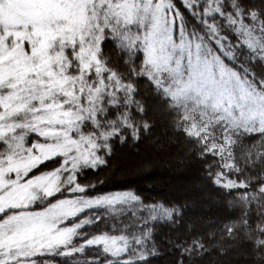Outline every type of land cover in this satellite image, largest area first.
Listing matches in <instances>:
<instances>
[{"label": "snow or ice", "instance_id": "snow-or-ice-1", "mask_svg": "<svg viewBox=\"0 0 264 264\" xmlns=\"http://www.w3.org/2000/svg\"><path fill=\"white\" fill-rule=\"evenodd\" d=\"M158 123L218 231L187 198L104 190ZM165 255L264 264V0H0V264Z\"/></svg>", "mask_w": 264, "mask_h": 264}, {"label": "trees", "instance_id": "trees-1", "mask_svg": "<svg viewBox=\"0 0 264 264\" xmlns=\"http://www.w3.org/2000/svg\"><path fill=\"white\" fill-rule=\"evenodd\" d=\"M171 135L170 130H167L163 123H158L157 126L152 130V132L150 134H148L147 136H142V138L136 142L133 143L131 140H129L127 143L125 144H119L117 143L116 147H115V154L118 153V155L116 156V158L113 159L112 163L114 164H124L125 161L123 159V157H121L122 155H120L121 153L126 152L127 150H125V147L128 148H132V147H140V149H142L143 152V156L147 157L148 155H151V152H154V149L151 147V145L149 144V142L151 141V137L153 136L154 139L157 136H162L164 137V140L167 142L168 137ZM120 149V150H119ZM130 153V152H129ZM183 152H180L177 149H175V147L170 144L168 147L165 148V150L160 154V155H154L153 157L157 159V157L160 158L165 161H168L169 163H172L176 165L175 162V158L176 156L180 155ZM157 156V157H156ZM181 156H183V163L182 166H184V172L182 173L181 177L188 179V180H194L196 182H198L199 177L202 175L201 171H200V164L190 158V157H186L184 154H181ZM159 161V160H158ZM105 172H107L108 170H104ZM165 171L164 170H158L156 168L151 169L147 175H139V176H134L132 178H126L123 180H119L116 177H113L112 180H110L108 182V185L105 186L104 190H113L114 188H118L121 187L123 185H127L128 187H132L134 189L138 190L139 194H142L143 196H145V189L143 188V184L147 181H157L159 183L164 181V177H165ZM193 182L190 181L188 184H186V187H191V184ZM197 185V183H196ZM178 188H173L172 190H169L167 192V197H175V198H179V194H180V190H178ZM187 190H190L189 188H186ZM195 193V192H194ZM195 195V194H194ZM164 196H159V195H153L151 197L148 198H155V199H160ZM196 197V196H194ZM189 200V207L187 210V216L189 218H200L204 223L201 225L202 230L205 233H211L213 231H218L219 228L223 227V225L225 224V222L227 221L228 217V212L225 210V208L222 206V204H220L219 208H213V211L211 212L210 218L208 217L207 219H205V216H201V210H197V207H200L199 201L201 199H199V197H197V206L194 205V207L192 206L194 203L190 198H187ZM181 202H184V199H181ZM206 206V205H205ZM205 219V220H204ZM164 231H167V229H164ZM212 243H216L215 241H213ZM163 248H166L167 245H162ZM171 259V256L169 255H165L160 257L157 261L154 262V264H168V261ZM212 257H207L206 260H211ZM233 264H245L243 258H240L238 260H234Z\"/></svg>", "mask_w": 264, "mask_h": 264}, {"label": "rangeland", "instance_id": "rangeland-1", "mask_svg": "<svg viewBox=\"0 0 264 264\" xmlns=\"http://www.w3.org/2000/svg\"><path fill=\"white\" fill-rule=\"evenodd\" d=\"M151 137V141L149 144L151 147L154 149V152H151V155H148L147 157L143 156L142 149L140 147H132L128 148L125 147V150H127L124 153H121V157H123L125 163L124 164H118L120 166V171H118L115 175V177L119 180H123L126 178H132L134 176H139V175H147L148 172L156 168L158 170H164L165 172V177L164 181L159 183L157 181H147L143 184V188L145 189V197H151L153 195H159V196H164L167 197V192L169 190H172L173 188H178L180 190L179 194V199H185V198H190L192 201H195L194 204L192 205L194 207L197 206V197L200 199V192L197 190V185L196 181L188 180L185 178H182L181 175L184 172V166H182L183 163V156L180 155L176 156L175 158V163H169L168 161H165L164 159L162 160L159 156L154 158L153 156L160 155L166 147L170 145V143L164 140V137L162 136H157L155 139L153 136ZM157 140L159 141L157 143ZM177 149V147H175ZM120 150V149H119ZM130 152V153H129ZM116 155H114V158H116ZM159 160V161H158ZM142 161H149L150 166L144 169L139 168V165L141 164ZM190 181L193 183L191 184V187H186V184H188ZM186 188H189L190 190H187ZM195 192V193H194ZM195 194V195H194ZM196 196V197H194ZM200 207H197V210H201V216H205L207 219L208 217L210 218L211 212L213 211V208H219L220 203H215V202H204L202 199L199 201ZM206 205V206H205ZM208 216V217H207ZM204 219V220H205Z\"/></svg>", "mask_w": 264, "mask_h": 264}]
</instances>
